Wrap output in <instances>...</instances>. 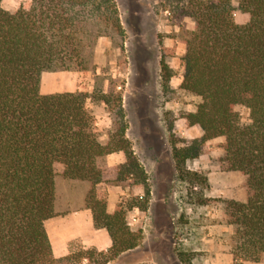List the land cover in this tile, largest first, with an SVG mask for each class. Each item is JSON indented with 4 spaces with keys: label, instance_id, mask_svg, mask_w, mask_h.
Instances as JSON below:
<instances>
[{
    "label": "trees",
    "instance_id": "obj_1",
    "mask_svg": "<svg viewBox=\"0 0 264 264\" xmlns=\"http://www.w3.org/2000/svg\"><path fill=\"white\" fill-rule=\"evenodd\" d=\"M2 1L0 264H108L139 246L142 231L130 227L128 214L146 212L152 192L148 172L127 136L123 97L99 86L92 92L42 94L41 77L44 72L87 70L88 52L101 38L124 50L119 6L115 0H29L8 11ZM162 5L194 23L179 89L201 99L186 118L202 135L174 149L180 180L196 188L207 185L208 178L187 171L186 162L198 158L208 141L224 138L220 167L240 172L247 194L243 202L217 200L224 223L232 228L227 246L236 262H262L264 0H163ZM166 52L160 66L169 90L172 54ZM102 104L111 118L105 140L90 108ZM238 106L248 111L245 121ZM117 152L125 154L126 162L108 166L105 158ZM57 177L90 184L85 203L95 226L112 239L108 251L77 248L64 257L54 255L46 223L56 216ZM103 185L129 188V199L113 213L97 192ZM182 254L181 262L187 264L196 257Z\"/></svg>",
    "mask_w": 264,
    "mask_h": 264
},
{
    "label": "rangeland",
    "instance_id": "obj_2",
    "mask_svg": "<svg viewBox=\"0 0 264 264\" xmlns=\"http://www.w3.org/2000/svg\"><path fill=\"white\" fill-rule=\"evenodd\" d=\"M115 1L126 31L124 50L110 39L101 38L88 52L87 70L44 72L41 93L92 92L99 86L106 92L119 93L123 97L129 123L127 136L148 172L152 192L146 212L136 209L128 214L130 227L135 231L141 230L143 239L137 249L120 255L113 264L140 261L137 264H187L181 262V253H194L196 264H214L218 260L217 253L222 246L226 247L227 237L232 232V228L224 223L222 207L217 200L238 198L242 182L237 184V180L229 178V175L238 173L242 181L243 177L240 172H226L220 167L224 138H218L205 143L198 158L186 162L187 171L208 178L207 185L196 188L180 180L174 149L184 147L202 135L201 130L190 126L186 118L188 113L196 110L201 99L179 89L184 75L182 59L187 50L186 39L194 23L189 17L179 19L172 12L165 11L163 0ZM28 3L29 0H3L2 7L15 11ZM163 51L172 54L169 58L172 70L169 90L163 86L160 66ZM90 108L97 116L99 130L105 140V133L111 127L110 115L103 104L90 105ZM237 111L245 121L247 109L238 106ZM67 181L57 177V183H61L63 190ZM113 186H99V196L106 198L104 189ZM117 187L122 193L118 197L120 204L129 199V188ZM68 191L78 195V191ZM135 193L140 191L135 190ZM204 199L210 200L200 202ZM163 227L168 230L166 237L170 245L158 241ZM211 234L209 244L205 236ZM173 243L176 258H167L164 252L168 253ZM212 244L214 249L211 251L208 247ZM195 248L201 251L192 252ZM226 248L230 253L228 246ZM224 257H221V262H224ZM232 259L233 264L244 263L236 262L233 256ZM226 260L230 262L229 257Z\"/></svg>",
    "mask_w": 264,
    "mask_h": 264
},
{
    "label": "crops",
    "instance_id": "obj_3",
    "mask_svg": "<svg viewBox=\"0 0 264 264\" xmlns=\"http://www.w3.org/2000/svg\"><path fill=\"white\" fill-rule=\"evenodd\" d=\"M44 93L50 94L49 92L45 91ZM105 161L108 166H119L126 162V157L123 152H117L108 155L105 158ZM229 178H235L237 180V184L239 185L242 182V178L238 175V173H230ZM70 182L72 184H70ZM65 184L66 188L63 190L61 183H57L56 180V216L48 220L46 223V230L52 244L54 255L56 257H64L77 248L95 249L104 252L108 251L112 247V239L107 230L98 229L95 226L92 210L88 208L85 203L90 184L87 182L71 180H68ZM70 189L75 192L78 191V195L74 196L72 194H69L68 190ZM240 190L241 191L239 193V197L237 198V196H234V198L232 197L231 199H236L242 202L246 201V191H244L243 188H241ZM104 191H106L107 210L108 212L113 213L118 206L119 194L122 195V193H120L117 186H113L110 188L108 187L106 188V190L104 189ZM166 233H168V230L166 229V227H163L158 241L162 243H169L170 245V240L169 238H167L168 235H166ZM211 236L212 234L205 236L206 242H209V244H211L212 241ZM188 241L190 244L189 246H191L192 240L189 238ZM174 246L175 243L172 244V247H169L168 253L164 252L165 257L172 259L176 258ZM226 247L224 245V248L223 246L220 248L216 258L218 260L214 264H233L232 255L227 251ZM208 249L212 251L214 249V245H209ZM134 250H131L130 252ZM199 251L201 250L196 248L192 249V252ZM125 254L128 253L126 252L121 256ZM223 255L225 256V259L224 262H221V257ZM227 257H229L230 262L229 260H226ZM113 262L114 261L108 264H113ZM140 262H134L133 264H137ZM192 264H196V262L193 261ZM243 264H264V260L258 263L244 262Z\"/></svg>",
    "mask_w": 264,
    "mask_h": 264
}]
</instances>
